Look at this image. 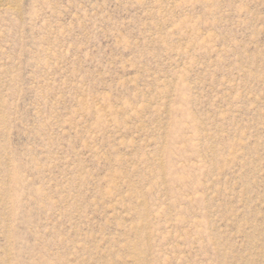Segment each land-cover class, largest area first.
Returning a JSON list of instances; mask_svg holds the SVG:
<instances>
[{"label":"rangeland","instance_id":"obj_1","mask_svg":"<svg viewBox=\"0 0 264 264\" xmlns=\"http://www.w3.org/2000/svg\"><path fill=\"white\" fill-rule=\"evenodd\" d=\"M0 264H264V0H0Z\"/></svg>","mask_w":264,"mask_h":264}]
</instances>
